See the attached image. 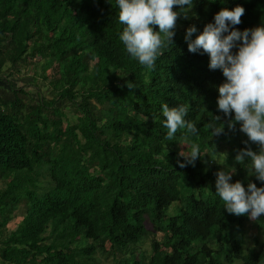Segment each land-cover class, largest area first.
<instances>
[{
    "label": "trees",
    "instance_id": "1",
    "mask_svg": "<svg viewBox=\"0 0 264 264\" xmlns=\"http://www.w3.org/2000/svg\"><path fill=\"white\" fill-rule=\"evenodd\" d=\"M236 6L245 9L235 26L239 31L264 24V0H193L186 18L174 6L180 15L173 45L148 69L119 40L124 25L116 0H0V73L12 75L25 58L39 56L42 78L49 77L46 86L55 94L35 100L26 85L0 87L2 263L102 264L95 254L107 251L117 264H264V238L257 234L252 246L245 245L249 215L228 214L215 195L216 173L229 172L233 163L229 183L239 181L245 190L250 182L264 187L255 175L248 177V158L235 161L239 150L259 153V146L244 143L240 123L228 127L234 113L225 117L217 105L226 78L209 69L203 50L190 53L184 40L190 26L198 30L195 39L215 14ZM61 100L80 116L64 118L57 109ZM164 103L189 105L185 119L199 131L186 142L198 143L201 152L194 165L177 164L186 163L176 149L186 130L165 139ZM217 116L223 133L212 136L205 125ZM227 142L231 155L213 164L219 145ZM51 152L64 160L51 159ZM43 163L49 168L46 191L32 173ZM174 203L179 206L170 214ZM19 207L23 216L8 230ZM146 219L162 241L146 228ZM254 222L264 231V215ZM148 236L146 256L138 250Z\"/></svg>",
    "mask_w": 264,
    "mask_h": 264
},
{
    "label": "clouds",
    "instance_id": "2",
    "mask_svg": "<svg viewBox=\"0 0 264 264\" xmlns=\"http://www.w3.org/2000/svg\"><path fill=\"white\" fill-rule=\"evenodd\" d=\"M118 5V22L124 25L119 40L123 43L126 53L141 66L154 69L157 58L163 55V50L173 45L176 21L180 13L173 10L178 6L186 13L193 6V0H116ZM187 6V8H185ZM245 14L242 6L232 10L222 9L214 16V23H208L202 33H197L195 25L186 30L184 40L190 53L203 50L210 58V70H221L226 82L218 87V110L225 117L234 113V121L229 120L228 127L234 128L240 123V131L246 134L248 142L259 146V154L250 147L238 151L235 161L244 164L245 158L250 163L246 165L249 175L264 182V24L254 29L239 31L235 26L241 24ZM154 26L158 31H154ZM237 48L234 54L232 49ZM129 89L132 83L126 85ZM189 105L170 108L162 105V115L165 118L163 126L167 129L166 140H173L178 130H186L182 139L187 141L189 135L198 134L197 125L185 119ZM215 122L205 125L211 130L212 136L223 133V125ZM186 163L177 164L180 168L194 165L201 157L200 145L191 143V151L183 155ZM231 172L216 173L215 195L223 202V209L228 214L243 216L256 220L264 215V187L258 188L255 183H249L247 190L241 182L229 183Z\"/></svg>",
    "mask_w": 264,
    "mask_h": 264
},
{
    "label": "rangeland",
    "instance_id": "3",
    "mask_svg": "<svg viewBox=\"0 0 264 264\" xmlns=\"http://www.w3.org/2000/svg\"><path fill=\"white\" fill-rule=\"evenodd\" d=\"M39 59H40L39 56H36L34 58H31L29 56L25 58V61L19 63L17 67L18 69L17 72L12 75H9L6 69H4L0 73V87H2L3 90L7 91L9 90L8 88L10 87V85L16 87L26 85L31 92V97L34 98L35 100H38L39 95L46 99H51L55 94L48 87L49 77L48 79L42 78L44 74L43 64H41V59L40 60ZM50 73H52L50 69L45 71V74L47 75ZM33 82L36 83L37 88L34 87V85H32ZM57 109L58 112L61 115H64V118L68 119L69 121H74L78 116H80V114L76 111L75 107L70 102L65 100H61L59 101V103H57ZM106 120L107 119H105L104 122H106ZM230 136H233L231 139H234L235 137V135H230ZM231 142H233V140ZM176 149L179 155L181 152H183L182 153L183 155H187L191 151V145L181 138L177 141ZM231 150H232V145L230 143L227 142L220 144L217 152L220 158H217L216 156L215 159L213 160V164L215 163L217 165H219L218 163L223 164V161L231 155L232 153ZM50 154L52 155L51 159H58V160L60 159L61 161H63L65 158V156L63 154H60L59 152H51ZM43 165H41L40 168H36L35 171H33L32 173H33V178L38 179V182L42 187V191H46L49 187V177L47 175L49 168L46 165L44 166ZM236 167L237 166L235 163L229 165L228 166L230 170L229 172H231L233 169L234 172H236ZM37 173L41 175L39 178L36 177ZM252 176L253 175H249L248 173V177H252ZM178 206H179L178 203H174L173 205H171L169 208V213L173 214L177 210ZM22 216H23V210L21 207H19L18 210L16 211V216L7 224L8 230H14L17 224L19 223V221L21 220ZM243 225H244V234H245V245L252 246L253 245L252 238L257 234L259 235L260 240L264 238V231L261 232L258 231L254 220L249 218V220H247ZM145 226L149 231L153 232V235L158 241H162L161 239L163 238V234L160 231H155L152 227V224L148 221V219L145 220ZM151 237L152 236H148L142 239L139 245L138 252L143 253L146 256H149V254L151 253ZM85 242L86 240L83 239L81 243H85ZM212 246H215V244L212 243ZM106 250L109 251L108 244H106ZM166 250L170 251L169 248H166ZM95 256L98 258V261H100L102 264H117L113 255L107 253V251L104 252L97 251ZM0 264H5V263H2L0 261Z\"/></svg>",
    "mask_w": 264,
    "mask_h": 264
}]
</instances>
